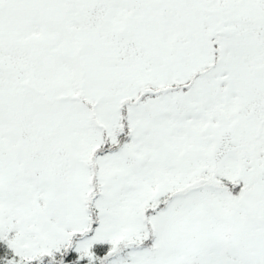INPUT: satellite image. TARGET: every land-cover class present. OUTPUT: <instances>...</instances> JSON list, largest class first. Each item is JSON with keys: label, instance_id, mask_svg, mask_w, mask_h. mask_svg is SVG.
Instances as JSON below:
<instances>
[{"label": "snow or ice", "instance_id": "obj_1", "mask_svg": "<svg viewBox=\"0 0 264 264\" xmlns=\"http://www.w3.org/2000/svg\"><path fill=\"white\" fill-rule=\"evenodd\" d=\"M0 264H264V0H0Z\"/></svg>", "mask_w": 264, "mask_h": 264}]
</instances>
